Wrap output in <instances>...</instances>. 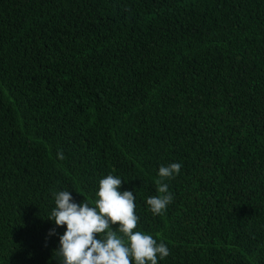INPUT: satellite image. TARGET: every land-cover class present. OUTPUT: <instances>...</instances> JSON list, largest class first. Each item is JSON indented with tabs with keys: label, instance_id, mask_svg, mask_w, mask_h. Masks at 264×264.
Wrapping results in <instances>:
<instances>
[{
	"label": "trees",
	"instance_id": "16d2710c",
	"mask_svg": "<svg viewBox=\"0 0 264 264\" xmlns=\"http://www.w3.org/2000/svg\"><path fill=\"white\" fill-rule=\"evenodd\" d=\"M108 175L157 264H264V0H0V264H59L54 193Z\"/></svg>",
	"mask_w": 264,
	"mask_h": 264
},
{
	"label": "clouds",
	"instance_id": "9594fccd",
	"mask_svg": "<svg viewBox=\"0 0 264 264\" xmlns=\"http://www.w3.org/2000/svg\"><path fill=\"white\" fill-rule=\"evenodd\" d=\"M58 158L63 159V154L58 153ZM181 167L172 163L159 168L156 183L161 195L146 201L154 215L161 214L173 199L162 181L178 175ZM121 183L113 175L101 179L94 206L75 203L69 191L54 193L56 207L48 219L57 226L66 225L56 251L59 264H157V254L161 259L169 255L164 243L157 244L152 235L133 231L138 221L135 197L132 191H119ZM112 225L119 227L113 230ZM54 234L55 229L50 230L49 235Z\"/></svg>",
	"mask_w": 264,
	"mask_h": 264
}]
</instances>
